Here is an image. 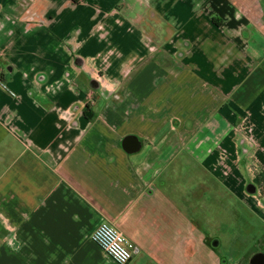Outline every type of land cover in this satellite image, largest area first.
<instances>
[{
	"label": "crops",
	"instance_id": "crops-1",
	"mask_svg": "<svg viewBox=\"0 0 264 264\" xmlns=\"http://www.w3.org/2000/svg\"><path fill=\"white\" fill-rule=\"evenodd\" d=\"M249 130L263 150L264 0H0V264H116L102 221L127 264H209L192 172H242Z\"/></svg>",
	"mask_w": 264,
	"mask_h": 264
},
{
	"label": "rangeland",
	"instance_id": "rangeland-1",
	"mask_svg": "<svg viewBox=\"0 0 264 264\" xmlns=\"http://www.w3.org/2000/svg\"><path fill=\"white\" fill-rule=\"evenodd\" d=\"M247 121V116H242L240 126ZM249 132H243V136L250 146L254 145L255 162L245 164L244 154L242 172L239 164L235 169L233 158L230 156L229 161L228 155L215 164L222 169L221 175L217 169L207 172L209 183L198 171L192 172V216L208 243L209 264L214 259L219 264H249L252 255L264 253V149H260V142ZM219 175L232 185L229 181L226 185L219 182ZM198 180H203V185H197Z\"/></svg>",
	"mask_w": 264,
	"mask_h": 264
},
{
	"label": "built area",
	"instance_id": "built-area-1",
	"mask_svg": "<svg viewBox=\"0 0 264 264\" xmlns=\"http://www.w3.org/2000/svg\"><path fill=\"white\" fill-rule=\"evenodd\" d=\"M2 87H5L1 84ZM90 240L104 251L116 264L128 263L138 251L113 225L102 221L90 232Z\"/></svg>",
	"mask_w": 264,
	"mask_h": 264
},
{
	"label": "water",
	"instance_id": "water-1",
	"mask_svg": "<svg viewBox=\"0 0 264 264\" xmlns=\"http://www.w3.org/2000/svg\"><path fill=\"white\" fill-rule=\"evenodd\" d=\"M123 148L126 152L132 153L139 148V142L134 136H126L123 140ZM215 243H213L214 245ZM127 264V263H126ZM249 264H264V253H256L249 259Z\"/></svg>",
	"mask_w": 264,
	"mask_h": 264
}]
</instances>
